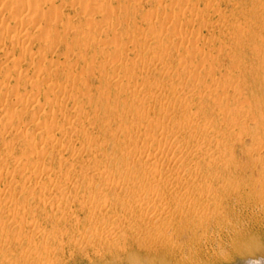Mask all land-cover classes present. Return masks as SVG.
<instances>
[{
    "label": "rangeland",
    "instance_id": "obj_1",
    "mask_svg": "<svg viewBox=\"0 0 264 264\" xmlns=\"http://www.w3.org/2000/svg\"><path fill=\"white\" fill-rule=\"evenodd\" d=\"M5 1L0 264H245L202 220L264 195V0Z\"/></svg>",
    "mask_w": 264,
    "mask_h": 264
},
{
    "label": "bare ground",
    "instance_id": "obj_2",
    "mask_svg": "<svg viewBox=\"0 0 264 264\" xmlns=\"http://www.w3.org/2000/svg\"><path fill=\"white\" fill-rule=\"evenodd\" d=\"M5 6V11L8 12V13H11L13 11H15V8L13 7V4L11 3V0H6L4 3H3V7ZM129 7H127L128 9ZM124 11L126 9H123ZM88 13V8L86 7V5H83L82 6V14H87ZM25 21V17L24 15H22L21 17H17L15 18V22L19 23V24H22L24 23ZM23 37L25 36H21L19 39L21 40V43L23 44ZM96 39V38H95ZM94 39V40H95ZM97 39H100L99 37H97ZM101 41V39H100ZM99 42V41H98ZM80 82H83V80H81ZM39 85L41 87V83L40 84H37L35 85L34 88H36V90L34 92H32V94L34 96H36L35 94H37V92L39 91H42V89H39ZM38 86V87H37ZM43 88V87H42ZM44 89V88H43ZM7 90V87L6 85H1L0 84V92H3ZM34 90V89H33ZM32 90V91H33ZM40 94V93H39ZM165 154H168L167 151H165ZM182 161V160H180ZM179 161V162H180ZM181 163V162H180ZM262 169V168H261ZM260 172H262L264 174V169L263 171L260 170ZM259 172V174H260ZM262 174V175H263ZM262 177V176H260ZM263 179V178H262ZM263 181V180H262ZM261 182V180H260ZM258 182V183H260ZM254 185V184H253ZM261 186H263V183H261ZM164 187H169V185H164ZM263 188V187H261ZM248 189V187H247ZM264 190V189H263ZM252 191V190H251ZM263 193V192H262ZM257 194V193H255ZM258 195V194H257ZM255 196V195H254ZM16 198L18 199H21V200H25L27 199L28 195H25L24 193L22 194H16L15 195ZM208 197V196H207ZM226 197V196H225ZM261 198H259V200H255L256 202L251 205L248 206V208H246V212H254V211H257L256 212V217L255 219L253 220H250V221H244V220H239L238 222V225L236 224H233L231 221H222V222H219L217 221L215 218L214 220H202V227L204 230H214L216 233H218V236L222 234L224 235H227V244L230 248V252H231V257H241L242 259H244L245 261V264H264V246H263V242L260 243L261 241L254 239L253 238V235H254V231H259L260 229H263L264 230V195L260 196ZM220 199V198H219ZM223 199V198H221ZM224 201H228V198H225ZM235 201V200H234ZM208 203V200L205 201ZM214 202V201H213ZM218 202V201H217ZM172 203V202H171ZM217 204V203H216ZM240 204V203H239ZM210 205V204H208ZM227 205H230V204H227ZM215 206V205H214ZM217 206V205H216ZM235 206V205H234ZM246 206V205H245ZM244 206V207H245ZM230 208V207H229ZM235 209V208H234ZM242 209V208H241ZM261 209H263L262 211H260ZM206 210H209L208 208H206ZM228 211V210H227ZM245 212V211H244ZM182 213V212H181ZM239 213V211H238ZM196 214V213H195ZM200 214V213H199ZM211 213L208 211L206 213V216L207 215H210ZM238 216V215H237ZM243 216V215H242ZM244 217V216H243ZM251 218V217H250ZM203 219V217H202ZM234 219V218H232ZM200 220V219H198ZM197 220V221H198ZM223 220V219H222ZM236 223V222H234ZM263 223V224H262ZM196 225V224H195ZM200 229V227L198 228ZM166 230L165 229V233H166ZM191 230V229H190ZM187 231V230H186ZM185 232V231H184ZM194 232V231H193ZM213 232V231H212ZM168 233V231H167ZM161 234V233H160ZM164 234V232H163ZM162 234V236H163ZM169 234V233H168ZM190 234V233H189ZM192 234V233H191ZM190 234V235H191ZM261 234V233H260ZM167 235V234H166ZM184 235V234H183ZM186 235V233H185ZM188 235V234H187ZM188 235V236H190ZM193 235V234H192ZM195 235V234H194ZM193 235V236H194ZM196 236V235H195ZM194 236V237H195ZM223 236V235H222ZM258 236V235H257ZM159 237V235H158ZM156 237V238H158ZM192 237V236H191ZM194 237H192L193 239H195ZM200 237V236H199ZM219 237V238H220ZM264 237V236H263ZM163 238V237H162ZM181 238V237H180ZM183 239L186 238V237H182ZM181 238V239H182ZM190 238V237H188ZM262 238V236H261ZM187 239V238H186ZM192 239V241H193ZM201 239V238H200ZM199 239V240H200ZM172 240V239H171ZM191 239H187V241H190ZM156 241V240H155ZM154 241V242H155ZM173 241H174V238H173ZM182 241V240H181ZM180 241V242H181ZM186 241V240H185ZM186 241V242H187ZM222 241L221 240H213V241H210V242H202L200 240V242H191L189 245H187V250L186 252L183 254L182 252L185 251L183 250L181 252V246H180V253H182V257L185 256V254L187 255L184 259V263H181V264H208V263H211L213 262V264H223V262H225V260H227V255L224 254L222 251H223V245H222ZM165 244V243H164ZM169 244V243H168ZM172 244V242H171ZM172 246V245H171ZM183 246V245H182ZM167 247V246H165ZM170 250H171V247H169ZM166 249V248H165ZM185 249V248H184ZM161 250V249H160ZM167 250L169 251V249L167 248ZM166 250V251H167ZM165 251V253H166ZM167 251V252H168ZM170 252V251H169ZM173 253V252H172ZM175 253H173L174 255ZM172 255V254H171ZM172 255V256H173ZM177 255V254H175ZM174 255V256H175ZM179 255V254H178ZM184 255V256H183ZM168 256V255H167ZM229 256V257H230ZM178 257V256H176ZM174 258V257H173ZM183 259V258H182ZM180 260H181V257H180ZM232 261V260H231ZM230 261V262H231ZM183 262V260H182ZM229 262V261H228ZM149 263V262H148ZM174 263V262H173ZM180 263V262H179ZM139 264V263H138ZM154 264V263H153Z\"/></svg>",
    "mask_w": 264,
    "mask_h": 264
}]
</instances>
